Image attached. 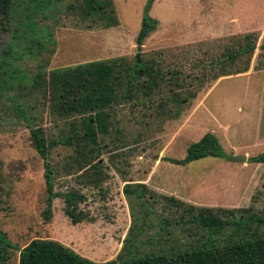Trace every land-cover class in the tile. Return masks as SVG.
I'll list each match as a JSON object with an SVG mask.
<instances>
[{
	"label": "rangeland",
	"instance_id": "1",
	"mask_svg": "<svg viewBox=\"0 0 264 264\" xmlns=\"http://www.w3.org/2000/svg\"><path fill=\"white\" fill-rule=\"evenodd\" d=\"M73 1L54 0L51 9L31 16L32 38L12 34L18 17L25 18V5L15 3L1 18L0 230L6 238L19 247L32 238H51L90 259L105 260L203 239L205 232L187 220L189 204L264 214V162L248 160L264 149V0H154L149 14L158 23L140 47L135 35L145 0H112L117 23L109 27L79 22L65 10ZM247 31L257 35L248 68L214 77L223 44ZM37 40L41 54L21 50L27 44L35 51ZM7 47L9 53L3 51ZM111 58H122L123 65L134 58L152 64L161 74L158 85L149 95L131 86V96L105 109L107 131L97 133L90 161L72 145L58 142L49 148L54 189L82 192L78 207L87 217L72 223L56 196L44 220V167L28 123L41 126L46 140L74 137L82 125L79 114L60 115L40 90L30 91L32 77ZM14 69L24 76H14ZM121 81L123 94L124 77ZM14 103L28 121L15 113ZM206 131L215 135L220 155L186 163L168 159L182 158ZM233 154L246 159L232 160ZM17 258L15 248L0 242V264H17Z\"/></svg>",
	"mask_w": 264,
	"mask_h": 264
},
{
	"label": "trees",
	"instance_id": "2",
	"mask_svg": "<svg viewBox=\"0 0 264 264\" xmlns=\"http://www.w3.org/2000/svg\"><path fill=\"white\" fill-rule=\"evenodd\" d=\"M153 1L144 2L135 35L137 47H140L143 40L156 29L158 20L149 14ZM15 3L25 5L26 12L23 15L25 18L18 17V23L14 24L12 34L14 37L32 38L36 23L31 16L37 11L51 9L54 0H0V25H2L1 18L9 16ZM65 10L78 18L77 20L86 27H109L117 23L112 0H74L65 4ZM256 39L257 35L254 31L231 35L230 40L223 44V56L217 60L219 71L213 76L245 71L256 47ZM41 45V41L37 40L35 51L30 50L27 44L22 45L21 50L29 49L33 56H36L42 53L39 50ZM260 46L264 49V42ZM9 49L10 47H7L3 51L9 53ZM120 60L122 58L89 60L53 69L47 77L40 72L32 77L30 91L40 90L50 101V107L60 115L79 114L82 125V133H76L74 135L76 138L68 136L59 140H46L41 126L28 123L31 144L42 158L44 167L45 197L40 212L44 220L49 219L52 202L56 196L62 197L64 212L72 223L87 217V214L78 207V203L84 200L82 192L54 189L52 167L48 156L49 148L58 142L72 145L77 155L90 161L93 152L96 151L97 133L107 131L106 120L109 113L105 109L117 99L131 96V86L149 95L158 85L157 79L161 74L152 64L134 58L131 64L123 65ZM12 73L17 78L24 76L18 69H14ZM122 77L126 85L123 94L120 91ZM3 81L0 76V85ZM17 82L19 86H26L20 79ZM172 96L175 99L178 97L176 92L172 93ZM182 99H185V96ZM177 100L180 101L181 98ZM13 109L15 113L21 114L25 121L30 119L17 103H14ZM220 154L221 148L215 135L211 131H206L187 146L182 158L168 159L174 163H186L206 155ZM248 160L264 162V149L249 156ZM76 161H79L78 157ZM126 185L125 192L128 191ZM188 208L192 213L187 220L193 221L204 231L205 237L174 250L160 249L139 255L127 254L105 260H93L51 238H32L19 247L8 240L0 230V242L18 251L17 264H264V214L251 212L249 208L244 207L212 208L189 204Z\"/></svg>",
	"mask_w": 264,
	"mask_h": 264
},
{
	"label": "water",
	"instance_id": "3",
	"mask_svg": "<svg viewBox=\"0 0 264 264\" xmlns=\"http://www.w3.org/2000/svg\"><path fill=\"white\" fill-rule=\"evenodd\" d=\"M230 158L232 160H236V161H242V160H245L246 159V156L244 154H233L230 156Z\"/></svg>",
	"mask_w": 264,
	"mask_h": 264
}]
</instances>
